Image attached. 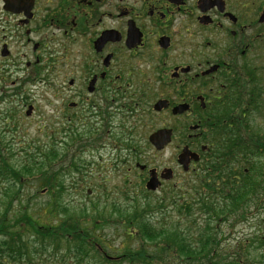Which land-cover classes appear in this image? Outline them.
I'll return each instance as SVG.
<instances>
[{"label": "flooded vegetation", "instance_id": "flooded-vegetation-1", "mask_svg": "<svg viewBox=\"0 0 264 264\" xmlns=\"http://www.w3.org/2000/svg\"><path fill=\"white\" fill-rule=\"evenodd\" d=\"M0 76L14 91L46 80L48 135H72L70 159L107 134L126 149L133 128L158 121L147 140L171 136L156 152L179 144L169 166L141 173L176 188L236 145H258L249 124L264 116V0H0Z\"/></svg>", "mask_w": 264, "mask_h": 264}, {"label": "trees", "instance_id": "trees-1", "mask_svg": "<svg viewBox=\"0 0 264 264\" xmlns=\"http://www.w3.org/2000/svg\"><path fill=\"white\" fill-rule=\"evenodd\" d=\"M5 97L7 96L1 97L0 101ZM15 124L9 132L17 131ZM246 134L248 138L249 134ZM10 137L12 139L13 136ZM252 138L250 143H258L253 149L244 148L241 151L238 144L236 155L224 156L218 165L199 173L198 181L209 193L206 196L200 194L196 202L191 199L179 201L174 193H169L170 190L164 193L163 197L150 200L145 194H151V192L143 189V202L133 198L130 202L133 208L132 215L126 213L125 219L116 223L117 227L122 229L126 240L121 248L117 247L113 250L118 253L114 259H110L107 258V253L101 251L103 241L99 236L89 234L87 226L79 228L81 219L84 217L82 213H85V206L72 209L63 206L59 209L62 213L65 211L64 219L61 220L62 218L53 219V212L58 211L61 201L55 196L52 197L55 202L51 201L52 194L49 202L41 206L43 214L35 213L28 202L22 204V201H19L22 182L26 176H29L28 181L32 180V177L36 178L37 184L42 185V189H46L47 193H52L53 186L57 189L56 183L60 181L54 178L62 172L65 154H58V149L53 144L50 146L47 143L46 145L32 144L33 142L26 140L23 141L24 145L19 146L15 152L12 148L3 149L8 146L4 143L6 131L0 130V179L9 181L14 187L7 185L2 192V198L6 200L8 197L9 200L0 206V264H38L40 262L37 260L36 263L37 257L46 255L47 251H50L47 253V258H53L55 254L56 262L53 264H66V256L71 257L73 264H84V260L89 257V260L94 259L93 264H263L264 216L259 223L260 228L262 225L261 233L254 234L251 245L247 247V249L259 250L257 262L248 258V250L242 252L243 250L236 248V245L226 246L227 248L224 247V249L220 247L214 235L206 234L205 231L199 234L201 230H198L194 236L186 234L184 229L187 225L189 230L193 228L195 224L192 226L190 224L196 222L195 218L199 214H208L211 210L213 212L214 206L210 200L212 193L221 195L220 199L224 203L223 214L236 212L238 217H244L246 210L248 212L250 207L258 208L264 205V139L261 138L257 142L253 135ZM33 150L40 155L39 161L34 159V154L31 153ZM134 157H137L136 153ZM61 158L63 160H60ZM56 160L62 161L61 165L55 164ZM72 165L76 164L72 163ZM205 173L208 174L207 178H203ZM217 184L219 189L212 192V186L217 187ZM63 190L64 188L60 186L58 192L63 193ZM103 196L106 199L104 207L111 206V214L121 215L122 207L118 203L107 202L106 195ZM97 204H99L98 201L94 203V209ZM167 207L176 208L178 218H186L182 220V223H185L184 228H181L177 220L173 222L169 219L168 224H164ZM239 210H241L240 214L237 213ZM96 211L98 217L95 224L99 225L98 221L103 224L105 219L100 216L103 212L98 209ZM30 212H34L35 216H30L28 214ZM77 213L78 215L75 216ZM153 213L158 214L155 221L147 218V215ZM118 220L119 218H115L111 221ZM53 221L55 223H52ZM205 222L204 228L206 226L208 228L210 222L208 219ZM193 231L194 229L190 230V232ZM61 247H65L66 253L56 259ZM90 251L93 252L92 256L89 255ZM94 254L95 257H93Z\"/></svg>", "mask_w": 264, "mask_h": 264}, {"label": "rangeland", "instance_id": "rangeland-1", "mask_svg": "<svg viewBox=\"0 0 264 264\" xmlns=\"http://www.w3.org/2000/svg\"><path fill=\"white\" fill-rule=\"evenodd\" d=\"M11 80L14 79L0 76V98L7 96L0 101V130L6 131V141H4V143L8 144V146L3 149L12 148L15 152L18 150L19 146H22L25 140L33 142L32 144L46 145L47 143L48 146L52 145L50 136L48 135V119L51 117L52 109L48 101L51 97V93L45 86L44 82L46 80L20 79L18 80L17 89L15 91L13 88H8ZM23 81L25 83H23ZM28 106H32V112L26 117L25 114ZM252 115L254 119H251L253 122L249 124V133H255L260 137L264 134V116L261 115L262 119H259V114ZM117 121L119 122V118H117ZM117 121L115 123H117ZM143 122V129L141 128L142 126L140 127L141 124H138L139 128H133V132H130V142H125L126 149L124 147L120 148L115 146L117 145V141L114 142L111 138H108L107 134L98 140L97 146L85 147L78 157H74V159L66 157L63 166L70 167L71 161L77 166L73 165L74 168L67 169L59 173L58 176H55L54 180L60 182L56 183L57 189L53 186L52 193H47L44 188L42 189V185L37 184L36 178L32 177V180L28 181L27 178H29V176H26V179L22 182L19 201H22V204L28 202L34 208L35 213L38 212L39 214H43L41 206L49 202V197L52 194L51 201L55 202L52 198L53 196H55L56 199L59 198V201H61V206L58 207V211L53 212V219L62 218L61 220L64 219L65 211L62 213L59 209L63 208V206H68L70 209L73 207L85 206V213H82L84 216L83 219H81V215H79V219H81L79 228H85L87 226L89 234H95L103 241L101 251H104L105 254L107 253V258L115 257L118 252H114L113 250L117 247L121 248L126 240L123 237L124 233L122 229L117 227L116 223L124 220L126 213L132 215L133 208L130 202L133 201V198H138V200L143 202V189H145L144 181L146 176L141 173V170L135 167V164L138 163L140 165H147L150 168L155 167L162 170L164 167L169 166L171 163L170 161L174 159L175 148L179 144L178 138L176 137L175 141L170 144L162 154L157 153L156 150L147 143V134H149L153 128L159 126V122L151 120V117H146ZM14 123H16L15 126H17V131L14 133L9 132ZM146 127H148V130H145ZM77 133L80 134L79 132ZM11 135L13 136L12 139H10ZM71 138V134L66 138L65 136L63 138L62 135L63 140L60 139L57 143L62 147V144L70 142ZM62 152L61 148L58 154L62 155ZM31 153L34 154V159L39 161L40 155L35 153L34 150L31 151ZM135 153H137V157H134L133 154ZM135 159H137L136 162ZM60 160L63 159L61 158ZM54 163L61 165L62 161L56 160ZM78 166L81 167L80 172L75 169ZM212 166L214 165H207L204 169H209ZM82 167L85 169H82ZM204 169H202V171ZM205 174L203 178L208 177V174ZM198 179L199 176L197 180L196 177H182L181 180L177 181L179 187L171 189L172 185H170L158 189L155 192H151V194H145V196L147 199L155 200L156 198L163 197V194L170 190L169 193H174L179 201L191 199L196 202V200L200 198V194L206 196V194L209 193L208 190L202 187ZM142 180L143 182H141ZM229 181L232 182V180ZM216 183L220 184V182ZM6 185L11 186L9 181L0 179V206L5 201L9 200L8 197L6 200L2 198L3 188ZM60 186L64 188L63 193L58 192ZM217 189H219V185L217 187L212 186L211 190L212 192H216ZM88 190H90L89 193L87 192ZM103 195H106L107 202H115L122 207L121 215L118 213L111 214V206L108 208L104 207L106 205V199ZM220 197L221 195L219 194H211L210 200L214 206L213 212L211 210L208 214L201 213L196 216V222L190 224L191 226L195 224L194 227L190 229H194L193 232H190L189 225H187L188 229L186 227L184 228L185 223H182V220L186 218H178L179 216L176 208H165L164 224L166 223L165 225H167L169 219L173 222L177 220L178 223L181 224V228L186 230V234L196 235L198 230H201L199 234L205 231L206 234L214 235L213 237L217 239L216 241L221 248H227L226 246L233 247L237 243L242 245L241 240L242 235H244L245 248L241 249V247L237 245L236 248H240V250H243L242 252L248 250V258L257 262L259 250L256 251L252 248L247 249V247L251 245V240L254 237L253 235L261 233L262 225L260 228L259 223L260 220H262V216H264V205L258 208L250 207L248 212L246 210L244 217H238L236 212L223 214L224 203L221 201ZM97 201L99 204L95 205L94 209L93 205ZM96 209L103 212V214L100 215L105 219L103 224H101V221H98L99 225L95 224L98 217L96 215ZM237 213L240 214L241 210L237 211ZM28 214L32 217L35 216L34 212ZM76 215H78V213L75 214V216ZM157 215L156 213L149 214L147 218L155 221ZM110 217L112 218L111 220H115V218H119V220L113 222L110 220ZM207 219L210 224L208 228H206L207 226L204 228ZM45 220L47 222L48 218ZM52 223L55 222L53 221ZM193 242H195V240ZM48 252L50 251H47L44 256L37 257L36 263L37 260L40 262L38 264L55 263V254L53 253V258H47ZM65 253V247H61L57 252L56 259L61 255L64 256ZM91 253L93 252H89L90 256H92ZM93 257H95V254ZM89 258L84 260V264H88L89 262V264L94 263V259L89 260ZM96 258L98 260V257ZM66 264H73L70 256H66Z\"/></svg>", "mask_w": 264, "mask_h": 264}, {"label": "water", "instance_id": "water-1", "mask_svg": "<svg viewBox=\"0 0 264 264\" xmlns=\"http://www.w3.org/2000/svg\"><path fill=\"white\" fill-rule=\"evenodd\" d=\"M158 108V107H157ZM32 110V107H29L28 110L26 111V115H29L30 112ZM170 136H171V130L169 129H162V130H158L154 133H152L148 140L149 142L157 149L160 150L162 149L167 143L170 142ZM179 162L184 164V159L182 158V156H179ZM186 166L184 165V168ZM142 168V167H141ZM164 173L162 174V177H169L170 174V170H164ZM159 186V182L158 179L155 175V173L153 171H151L150 173V177L146 183V188L147 190L150 191H154L157 189V187Z\"/></svg>", "mask_w": 264, "mask_h": 264}]
</instances>
